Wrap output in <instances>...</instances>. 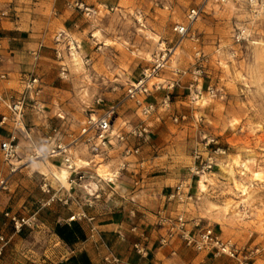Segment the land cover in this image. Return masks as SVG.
I'll return each instance as SVG.
<instances>
[{
    "label": "rangeland",
    "instance_id": "rangeland-1",
    "mask_svg": "<svg viewBox=\"0 0 264 264\" xmlns=\"http://www.w3.org/2000/svg\"><path fill=\"white\" fill-rule=\"evenodd\" d=\"M76 1L97 14L87 16L75 9ZM195 8L202 9L200 16L187 36L178 37L173 27L185 24L188 11ZM3 10L9 13L3 21L19 23L27 48L21 51V68L15 74L2 59L0 71L7 77L0 80V95L16 98L25 77L38 78L40 93L26 101L24 125L43 154L55 144H70L87 116L99 115L112 104L119 103L116 126L122 120L137 123L133 104L124 101L125 90L166 54L164 68L150 84L162 83L165 88L175 83L169 90V108L148 119L147 142H129L140 147L129 161H142L144 167L136 175L124 174L139 182L144 175L168 174L170 190L190 182L195 199L186 206L202 211L201 225L235 244L249 264H264V24L250 16L247 0L220 5L207 0H25ZM242 29L246 38L236 43L234 35ZM61 32L65 39L58 44ZM55 49L61 52L60 59ZM33 52L38 53L36 61ZM61 65L67 69L66 78L60 77ZM210 90L212 94H207ZM196 91L201 98L195 103ZM165 94L166 90L152 92L147 101L158 104L154 97ZM8 131L0 127V142ZM204 136L216 139L226 156L211 173L190 180L193 150L202 148ZM27 147L20 139V160L12 174L0 153V226L7 224V229L12 227L5 213L50 222L51 209H67L59 203L46 205L48 197L40 190L42 179L55 187L53 176L66 170L61 160L29 162ZM120 153L121 149L114 150L109 163L91 165V174L96 171L104 178ZM72 156L77 165L90 159L80 146L72 148ZM93 183V191L101 195L91 197V207L85 208L92 216L102 193L112 200L116 191V182L105 184L95 178ZM23 229L30 255L41 256L53 246L45 229L35 225ZM220 258L224 264H238Z\"/></svg>",
    "mask_w": 264,
    "mask_h": 264
},
{
    "label": "built area",
    "instance_id": "built-area-1",
    "mask_svg": "<svg viewBox=\"0 0 264 264\" xmlns=\"http://www.w3.org/2000/svg\"><path fill=\"white\" fill-rule=\"evenodd\" d=\"M215 4H223L226 0H207ZM72 6V5H71ZM73 7L79 11H83L87 16L97 14L96 10H90L84 7L82 3L74 2ZM247 10L250 16L264 24V0H247ZM201 8H195L188 11L186 15V23L173 27V32L180 38L188 35L191 24L200 16ZM8 11H0V19L8 18ZM246 30L237 31L234 35L236 43L245 40ZM194 38V37H192ZM61 39H65L63 32L56 37V42L59 44ZM1 50V40H0ZM70 51V48H69ZM57 59L61 58V52L55 49ZM154 62L153 67L145 70L142 75L130 83L126 90L124 101L131 102L134 106V113L139 119L137 123H130L122 120L116 126L118 104H112L103 110L99 115L90 114L81 124L79 134L68 145L63 143L55 144L49 151L43 154L36 148L32 142L29 133L24 125V111L26 101L33 100L40 93L38 78L30 74L22 81V92L18 97H6L0 95V105L3 106L5 112L0 115V127L9 129L7 136L0 142V153L2 159L7 166L9 173L12 174L16 170V164L20 160V139L27 142L29 153L25 155L29 162L40 161L44 159L59 158L64 165L68 175L65 180L67 188L55 176V187L51 185L48 179H42L40 184L41 192L48 197L46 205L51 203H59L64 207L69 208L74 205L77 208L75 213H72L68 218V222L84 220L91 225L95 222L94 216L88 214L85 208L91 207L90 198H97V191H93L92 185L94 179L105 184H113L125 172H132L135 175L144 167V162L137 161L132 163L129 161L131 157H137L140 152L138 145L131 146L130 141L147 142L151 134V123L148 119L153 116L158 110L167 111L170 103L169 90L175 87V83L171 81L167 87H162V83H151L152 79H156L158 73L164 68V57ZM32 58L34 61L38 59V53L33 52ZM2 56L0 55V63ZM67 69L64 65L60 67V77L66 78ZM7 74L0 71V80L5 81ZM166 90V94L161 98L160 102L154 103L147 101L152 92ZM207 94H212L208 91ZM201 92L196 91L192 101L196 103L201 98ZM174 122L178 121L177 117L173 118ZM204 142L202 148H195L192 154V164L189 167L190 180L201 178L203 175L211 173L217 167V163L226 156V149L221 147L214 138L203 137ZM82 147L90 156L89 161L77 165L73 161L72 148ZM121 149L120 158L115 165L110 166V172L101 178L95 174L92 175L91 165L94 168L96 165L109 163L110 154L114 150ZM201 150V151H200ZM98 160V163L95 161ZM108 165V164H106ZM95 176V177H94ZM189 180V181H190ZM5 182L2 181L1 184ZM97 190V189H96ZM96 194V195H95ZM81 195V196H80ZM95 195V196H94ZM195 197L190 193V182H180L167 196L168 201H174L178 204L193 203ZM8 218L14 233L18 234L23 228L31 229L36 221L35 218L25 219L5 213ZM156 226L162 231L159 237L158 244L160 247L169 246L173 241L179 240L187 248H191L197 252H206L214 258L225 257L235 260L238 264H249L246 254H241L239 249L230 240L223 239L210 226L201 225L200 220H187L183 213L175 216H168L163 211L157 212ZM94 232L95 228L91 227ZM136 231L135 228L132 229ZM6 241L0 235V243ZM147 236L144 233L139 234V240L133 244V250L141 258L148 255L147 251ZM104 264H121L119 259L112 253L108 252L103 258Z\"/></svg>",
    "mask_w": 264,
    "mask_h": 264
},
{
    "label": "crops",
    "instance_id": "crops-1",
    "mask_svg": "<svg viewBox=\"0 0 264 264\" xmlns=\"http://www.w3.org/2000/svg\"><path fill=\"white\" fill-rule=\"evenodd\" d=\"M22 1L25 0H0V9L19 6ZM18 25V22L0 19V55L10 63L12 74L21 68V51L27 48ZM154 99L157 102L161 100L157 95ZM4 112L0 106V115ZM167 186L168 174L144 175L141 182L136 177L123 174L116 181L112 200L105 199L107 192L102 193L103 200L99 201L94 212L95 222L92 225L84 220L67 221L77 211L74 205L67 209H51L50 222L36 221L35 224V227L48 231L54 243L41 255L43 257L30 255L31 251L23 239L26 229L16 234L11 232V228L7 229V224L0 226V235L6 241L0 245V264H104L103 258L108 252L118 258L121 264H224V258L197 252L185 247L179 240L166 247L159 246L162 231L156 226L157 212L163 211L168 216L183 213L189 221L203 220L199 208L190 209L186 206L188 204L177 205L174 201H168L167 196L173 190ZM91 227L95 228L94 232ZM140 233H144L148 239V255L145 258L139 257L133 250Z\"/></svg>",
    "mask_w": 264,
    "mask_h": 264
},
{
    "label": "bare ground",
    "instance_id": "bare-ground-1",
    "mask_svg": "<svg viewBox=\"0 0 264 264\" xmlns=\"http://www.w3.org/2000/svg\"><path fill=\"white\" fill-rule=\"evenodd\" d=\"M67 175H68L67 171L61 169V170H59V171L55 174V177H57L60 181H62V182L65 183V180H66V178H67ZM202 177H204V176H202ZM202 177H201V178H202ZM199 185H200L201 188H204V187H205L202 183H200Z\"/></svg>",
    "mask_w": 264,
    "mask_h": 264
}]
</instances>
